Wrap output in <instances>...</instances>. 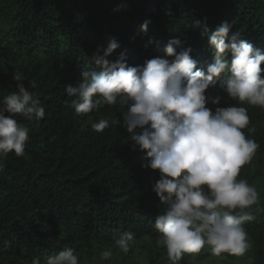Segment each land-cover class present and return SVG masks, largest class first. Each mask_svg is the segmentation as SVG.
I'll return each mask as SVG.
<instances>
[{
    "label": "trees",
    "instance_id": "obj_1",
    "mask_svg": "<svg viewBox=\"0 0 264 264\" xmlns=\"http://www.w3.org/2000/svg\"><path fill=\"white\" fill-rule=\"evenodd\" d=\"M146 19L151 23L145 32ZM195 20L210 30L228 22L230 36L240 32L264 51V0H0V97L15 91L12 76L18 72L46 112L39 121L15 117L30 129L25 153L0 159V264H33L66 247L74 249L81 264H171L166 249L156 246L152 227L163 207L151 190L158 170L142 167L144 153L132 149L123 127L112 124L103 133L91 128L102 118L122 119L124 109L117 104L77 115L64 88L75 86L85 68L99 70L90 59L103 54L111 38L119 47L108 59L125 53L135 66L156 56L172 59L163 49L178 37L206 70L214 62L213 51ZM206 95H220L219 106L225 100L237 103L219 81ZM240 106L248 108L246 137L260 145L237 177L259 193L252 207L261 211L244 224L252 242L247 254L250 264H264V110ZM125 230L136 237L133 249L124 254L113 248V259L99 261L114 234ZM192 254L185 253L177 264H186ZM199 254L212 256L207 245Z\"/></svg>",
    "mask_w": 264,
    "mask_h": 264
},
{
    "label": "clouds",
    "instance_id": "obj_2",
    "mask_svg": "<svg viewBox=\"0 0 264 264\" xmlns=\"http://www.w3.org/2000/svg\"><path fill=\"white\" fill-rule=\"evenodd\" d=\"M118 10L119 6L114 9ZM150 23L146 19L141 30L146 32ZM193 25L202 29L213 51L214 62L206 70L197 66L190 55L192 48H182L178 37L163 49L172 59L156 56L135 66L127 63L125 53L115 61L108 59L119 47L111 38L103 54L98 51L90 59L99 70L85 68L75 86L64 88L77 115L117 104L124 109L122 119L102 118L91 122V128L103 133L112 124L123 127L132 149L144 153L147 162L142 167L158 170L159 179L151 190L163 207L152 227L158 233L156 246L166 249L171 264H177L185 253H200L206 245L214 257L222 253L243 257L252 249L244 224L261 211L252 207L259 203L257 189L237 177L260 147L243 131L250 119L248 108L240 105L264 110V51L242 39L240 32L230 36L228 22L215 30L199 20ZM25 79L14 73L15 91L0 97V159L12 152L17 157L25 153L30 129L18 123L17 115L29 121L46 115ZM218 81L236 104L225 100V106H219L220 95H206ZM208 103L216 106L214 110ZM3 169L0 164V171ZM136 243L133 232H117L113 245L100 252L99 261L113 259V248L127 254ZM33 264H81V260L73 248L66 247L46 255L43 261L34 259Z\"/></svg>",
    "mask_w": 264,
    "mask_h": 264
},
{
    "label": "rangeland",
    "instance_id": "obj_3",
    "mask_svg": "<svg viewBox=\"0 0 264 264\" xmlns=\"http://www.w3.org/2000/svg\"><path fill=\"white\" fill-rule=\"evenodd\" d=\"M136 254V252L134 253ZM137 255V254H136ZM251 257L246 253L243 257L229 256L221 254V257L203 256L201 254H192L186 264H250Z\"/></svg>",
    "mask_w": 264,
    "mask_h": 264
}]
</instances>
